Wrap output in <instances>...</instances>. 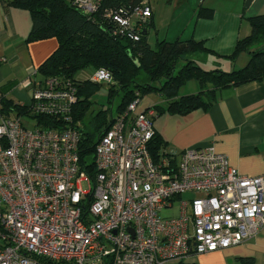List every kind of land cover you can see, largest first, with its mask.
Masks as SVG:
<instances>
[{"label":"built area","instance_id":"1","mask_svg":"<svg viewBox=\"0 0 264 264\" xmlns=\"http://www.w3.org/2000/svg\"><path fill=\"white\" fill-rule=\"evenodd\" d=\"M101 1L73 4L90 15ZM106 16L120 34L138 33L150 9L143 0ZM90 79L112 81L105 69ZM76 101L70 81L51 77L35 85L29 103L43 123L28 129L21 117L0 116V264H173L241 244L264 227V174H239L213 146L155 162L148 143L156 112L138 110V98L97 139L90 175L72 125ZM185 193L176 216L159 215Z\"/></svg>","mask_w":264,"mask_h":264},{"label":"trees","instance_id":"2","mask_svg":"<svg viewBox=\"0 0 264 264\" xmlns=\"http://www.w3.org/2000/svg\"><path fill=\"white\" fill-rule=\"evenodd\" d=\"M143 0H102L98 9L86 15L73 0H0L4 7L29 11L32 25L28 40L55 38L57 47L37 68L39 81L58 77L75 86L77 101L72 108V125L79 131L78 154L82 169L93 175L94 148L97 139L111 127L115 118L122 115L135 99L156 93L169 100L166 107L153 106L156 114L163 111L185 114L196 108H207L223 88L254 80L264 79V13L248 18L250 33L238 39L233 52L227 57L234 62L245 53L248 60L241 68L224 71L219 68L203 69L190 58L209 53L202 41L194 39L158 40L154 46L147 41L148 30L153 28V11L150 0L147 17L138 33H119L115 21L106 11L124 7L131 9ZM133 34L138 38L134 39ZM261 44V45H259ZM254 45H259L253 48ZM107 70L112 78L108 82V102L85 123L90 109V97L101 82L91 79L78 81L73 75L80 69ZM195 80L199 91L179 96L180 88ZM118 99L114 108L113 103ZM29 105H18L5 98L0 99V115L32 116L35 124H41L38 115H29ZM154 116V117H155ZM148 150L155 162L169 150L155 132L148 143ZM177 155L181 152H176ZM253 264L252 258L241 260ZM173 264H192L179 260Z\"/></svg>","mask_w":264,"mask_h":264},{"label":"crops","instance_id":"3","mask_svg":"<svg viewBox=\"0 0 264 264\" xmlns=\"http://www.w3.org/2000/svg\"><path fill=\"white\" fill-rule=\"evenodd\" d=\"M244 2L150 0L153 28L148 30L147 41L150 46L161 39L202 41L209 53H200V60L210 64L212 69L237 68L236 62L240 58L247 62L248 55L242 53L234 62L227 57L233 52L236 41L250 33L248 18L264 13L262 1L252 0L248 9ZM31 25L29 11L4 7L0 3V99H9L18 105H29L32 90L40 80L36 70L57 47L55 38L29 41ZM223 64L228 68H223ZM181 88L179 96L199 91V85L186 92ZM148 95L139 99L138 110L158 105L166 107L169 102L159 94L155 99ZM153 120L155 132L169 151L213 146L239 174L250 177L264 174V79L219 90L215 101L207 108H196L185 114L163 111ZM183 195L173 201H180ZM244 258H252L253 264H258V260L264 264V227L241 244L191 255L185 262L243 264Z\"/></svg>","mask_w":264,"mask_h":264},{"label":"rangeland","instance_id":"4","mask_svg":"<svg viewBox=\"0 0 264 264\" xmlns=\"http://www.w3.org/2000/svg\"><path fill=\"white\" fill-rule=\"evenodd\" d=\"M154 1V0H153ZM257 3L258 2H263L264 0H256ZM250 6V5H249ZM246 7V9L249 8ZM151 44H152V39L150 40ZM154 46V45H152ZM247 57V56H245ZM190 58L194 59L196 61L197 64H199L200 67H202L203 69H212L213 67L208 64V63H204L202 60L199 59L198 55H192L190 56ZM248 59V57H247ZM246 63V61H244ZM243 62V58H240V60H238L236 62V67L237 68H241L242 66H244ZM223 68H228L226 65H222ZM229 71L232 69H228ZM94 71L91 68H85V69H80L78 70L74 75L73 78L75 80L78 81H85L91 78V76L93 75ZM198 87V83L195 80H190L188 81L185 85H183V87L181 88V91L186 92L188 90V88H193V87ZM187 89V90H186ZM108 90H109V86L106 82H101L100 83V87L97 89V91L90 97V109L87 113V118L85 119V123L87 124V121L91 118V116H93L94 113H96L98 110L100 109H105L108 107L109 102H108ZM148 97H151L153 99L157 98V94H149ZM118 102V99L116 98L113 106L115 108L116 103ZM21 117V122L22 124L28 128V129H32L35 125V119L32 116H26V115H22ZM82 187L85 189L87 188V185L85 183L82 184ZM191 195L189 194H185L183 195V199H186L187 197H189ZM178 207H179V201H175L174 205L172 208H164L159 212V215L162 217H169V216H176L178 213ZM258 264H260L259 260H258Z\"/></svg>","mask_w":264,"mask_h":264},{"label":"water","instance_id":"5","mask_svg":"<svg viewBox=\"0 0 264 264\" xmlns=\"http://www.w3.org/2000/svg\"><path fill=\"white\" fill-rule=\"evenodd\" d=\"M252 0H245L244 6L248 7L251 4Z\"/></svg>","mask_w":264,"mask_h":264}]
</instances>
